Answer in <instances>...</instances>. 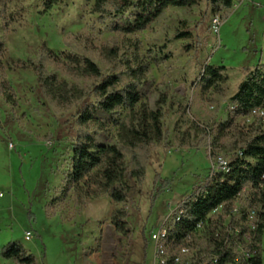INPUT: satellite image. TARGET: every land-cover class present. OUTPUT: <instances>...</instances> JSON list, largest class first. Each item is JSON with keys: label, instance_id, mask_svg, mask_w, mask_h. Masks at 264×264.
<instances>
[{"label": "rangeland", "instance_id": "obj_1", "mask_svg": "<svg viewBox=\"0 0 264 264\" xmlns=\"http://www.w3.org/2000/svg\"><path fill=\"white\" fill-rule=\"evenodd\" d=\"M44 1L0 0V250L19 242L35 256L34 264H154L153 233L170 226L178 205L234 153L228 144L212 157L201 128L213 135L224 129L227 143L264 130V107L235 116L231 101L251 70L264 64V0H234L230 9L211 0L170 7L147 29L127 35L110 28L112 21L126 18L101 20L92 10L94 0H58L51 8ZM182 31L190 34L175 37ZM126 39L138 40L140 58L150 62L139 107H161L164 134L153 145L143 184L127 174L126 200L115 203L100 190L87 195L70 186L65 191L75 108L41 97L27 61L46 45L61 59L69 52L88 53L105 73L116 72L123 64H110L101 51L118 44L122 59L135 51ZM206 65L225 66L227 80L203 92L197 82ZM48 69L69 83L92 82L67 74L61 63ZM121 114L117 110L114 116ZM98 116L105 127L96 142L115 144L112 116ZM248 195L246 189L237 207ZM117 208L127 212L124 236L111 222ZM195 245L204 249L203 233ZM262 249L264 264V232ZM0 264L18 263L0 256Z\"/></svg>", "mask_w": 264, "mask_h": 264}, {"label": "trees", "instance_id": "obj_2", "mask_svg": "<svg viewBox=\"0 0 264 264\" xmlns=\"http://www.w3.org/2000/svg\"><path fill=\"white\" fill-rule=\"evenodd\" d=\"M199 1L94 0L92 10L101 20L125 17L124 22L112 21L110 28L127 35L147 29L170 7H192ZM211 1L220 3L226 9L234 5V0ZM56 3L58 0L44 1L47 8ZM189 34V31H182L176 33L175 37L182 38ZM126 42L135 51L122 59L118 44L101 51L110 64L116 65L117 61L123 64L122 69L111 73H105L88 53L69 52L61 59L46 45L41 46L36 58L27 61V66L35 72L41 97L63 108H75L72 157L65 191L70 186H77L87 195L100 190L115 203L126 200L127 174L134 177L140 186L143 184L153 145L164 134L161 107L156 110L139 107L142 98L140 86L150 71V62L140 58L138 40L126 39ZM50 63H61L67 74L77 79H92V82L69 83L49 71ZM225 70V66L206 65L197 82L198 86L203 92L218 88L227 80ZM231 101L235 106V116L260 112L264 107V64H258L251 70L239 84ZM117 110H122L123 114L114 116ZM98 113L112 116L117 128L115 144L96 142L97 132L105 127ZM201 130L204 138L210 141L212 157H217L218 152L229 145L234 153L226 160L227 169H222L220 165L213 168L178 205L175 217L168 226L170 254L177 253L188 236L195 243L197 234L201 232L205 244L203 250L218 257L216 264H227L236 258L240 245H246L251 250L252 255L248 259L251 264H263L264 130L256 128L249 133L233 136V140L228 143L224 141V137L228 136L223 133L224 129L215 135L207 128L202 127ZM155 179L161 180L165 187L168 184L159 176ZM92 184L96 185V189H91ZM246 189L249 195L237 207L236 202ZM252 211L253 228L249 225ZM126 218L124 208H117L111 214V222L122 236L127 235ZM246 237L250 238L249 242ZM0 256L18 264L35 263V256L19 242H9L0 250ZM169 264L178 263L170 260Z\"/></svg>", "mask_w": 264, "mask_h": 264}, {"label": "built area", "instance_id": "obj_3", "mask_svg": "<svg viewBox=\"0 0 264 264\" xmlns=\"http://www.w3.org/2000/svg\"><path fill=\"white\" fill-rule=\"evenodd\" d=\"M220 166L222 169L226 168V161H221ZM250 227H254L253 223L249 221ZM200 227V225H199ZM169 227L162 225L156 232L153 233L152 238L156 242V249L154 253V264H169L170 260H173L178 264H209L218 262V257L210 255L206 250L198 249L193 242V239L188 236L185 243L179 248L175 254H170L169 251ZM26 240L31 239V232H27L25 235ZM250 238L246 237V241L249 242ZM238 255L232 261L227 264H251L248 259L251 257V250L246 245H240L238 248Z\"/></svg>", "mask_w": 264, "mask_h": 264}]
</instances>
